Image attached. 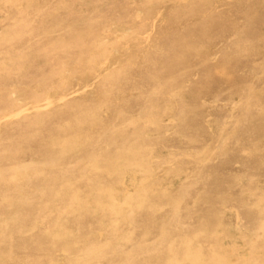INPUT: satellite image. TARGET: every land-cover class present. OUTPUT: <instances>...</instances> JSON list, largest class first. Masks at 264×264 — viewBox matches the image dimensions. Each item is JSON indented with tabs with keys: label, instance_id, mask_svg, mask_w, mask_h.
Wrapping results in <instances>:
<instances>
[{
	"label": "rangeland",
	"instance_id": "1",
	"mask_svg": "<svg viewBox=\"0 0 264 264\" xmlns=\"http://www.w3.org/2000/svg\"><path fill=\"white\" fill-rule=\"evenodd\" d=\"M262 227L264 0H0V264H264Z\"/></svg>",
	"mask_w": 264,
	"mask_h": 264
},
{
	"label": "bare ground",
	"instance_id": "2",
	"mask_svg": "<svg viewBox=\"0 0 264 264\" xmlns=\"http://www.w3.org/2000/svg\"><path fill=\"white\" fill-rule=\"evenodd\" d=\"M151 28H152V27H151ZM101 44H102V43H101ZM99 67H100V66H99ZM170 78H171V77H170ZM70 95H71V94H70ZM60 99H61V97H60ZM60 99H59V100H60ZM53 104H54V103H53ZM45 105H46V104H45ZM45 105H44V108H45ZM35 108H36V107H35ZM39 108H42V106L39 107ZM21 113H22V111H21ZM14 114H15V113H14ZM9 115H11V114H9ZM9 115H8V116H9ZM94 160H95V159H94ZM121 184H122V183H121ZM123 187H124V186H123ZM103 198H104V197H103ZM71 200H72V199H71ZM82 200H83V199H82ZM62 205H63V204H62ZM86 205H87V204H86ZM81 207H82V206H81ZM110 208H111V207H110ZM114 209H115V208H114ZM129 211H130V210H129ZM97 212H98V211H97ZM69 216H70V215H69ZM235 216H236V215H235ZM261 226H262V225H260V229H261ZM57 228H58V227H57ZM262 230H264V227H262ZM56 231H57V230H56ZM69 231H70V230H69ZM257 231H258V230H257ZM70 232H71V231H70ZM259 232H260V231H259ZM200 233H201V232H200ZM47 234H48V233H47ZM62 234H63V233H62ZM212 234H213V233H212ZM49 235H50V234H49ZM49 235H48V236H49ZM194 236H195V235H194ZM261 236H262V235H261ZM261 236H260V237H261ZM256 237H258V236H256ZM262 237H264V236H262ZM45 239H46V238H45ZM253 240H254V239H253ZM188 242H190V241H188ZM197 247H198V246H197ZM209 247H210V246H209ZM185 248H186V247H185ZM211 248H212V247H211ZM189 249H190V247H189ZM195 249H196V248H195ZM213 249H214V248H212V250H213ZM192 250H193V249H192ZM197 250H198V248H197ZM190 251H191V250H190ZM210 251H211V250H210ZM128 252H129V251H128ZM196 252H197V251H196ZM199 252H200V251H199ZM214 252H215V251H214ZM211 253H212V251L210 252V254H211ZM215 253H216V252H215ZM193 254H196V253H193ZM184 255H185V254H184ZM197 255H198V254H196V257H197ZM240 255H241V253H240ZM37 256H38V255H37ZM210 256H211V255H210ZM215 256H217V254H216ZM221 256H222V255H221ZM221 256H220V257H221ZM191 257H193V256H191ZM200 257H201V256H200ZM212 257H213V255H212ZM212 257H210V258H212ZM215 258H216V257H215ZM218 258H219V256H218ZM218 258H217V259H218ZM208 259H209V258H208ZM191 260H192V259H191ZM193 260H194V259H193ZM198 260H200V259H198ZM198 260H197V261H198ZM174 261H175V260H174ZM185 261H186V259H185ZM187 261H188V260H187ZM187 261H186V262H187ZM197 261H196V262H197ZM218 261H219V260H217V262H218ZM220 261H221V260H220ZM181 262H182V261H181ZM196 262H195V263H196ZM199 262H200V261H199ZM212 262H213V261H212ZM215 262H216V261H215ZM222 262H223V260H222ZM173 263H174V262H173ZM193 263H194V261H193ZM200 263H201V262H200ZM200 263H199V264H200ZM190 264H191V263H190ZM196 264H198V262H197ZM201 264H202V263H201ZM204 264H205V263H204ZM212 264H213V263H212ZM216 264H220V263H216Z\"/></svg>",
	"mask_w": 264,
	"mask_h": 264
}]
</instances>
